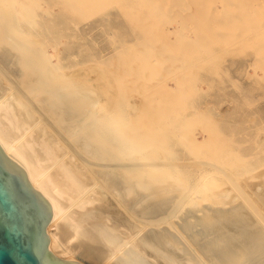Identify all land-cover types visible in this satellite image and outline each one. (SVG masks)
<instances>
[{"label":"bare ground","instance_id":"obj_1","mask_svg":"<svg viewBox=\"0 0 264 264\" xmlns=\"http://www.w3.org/2000/svg\"><path fill=\"white\" fill-rule=\"evenodd\" d=\"M93 17L115 57L80 41ZM254 38L264 0H0V149L50 206L51 260L264 264L257 110L218 113L200 73Z\"/></svg>","mask_w":264,"mask_h":264},{"label":"rangeland","instance_id":"obj_2","mask_svg":"<svg viewBox=\"0 0 264 264\" xmlns=\"http://www.w3.org/2000/svg\"><path fill=\"white\" fill-rule=\"evenodd\" d=\"M216 4H217L216 5L217 8L222 9V5L220 4V2L217 1ZM114 6L118 8V5L114 4L111 6V12L114 14V17L112 16V18L115 19L114 24L119 25V26L126 24V23L129 24L131 22L130 19L128 20V22L125 21L126 17H124L123 14L117 16V14H120V12L115 11L116 8H114ZM112 8L114 9L112 10ZM66 14L69 15L70 13L67 12ZM115 16H117V21H119V23L116 21ZM119 17L121 20L119 19ZM93 18L95 20H93ZM93 18L89 19L88 22L86 21L84 23L86 24L85 26L84 24H81L80 26L81 29L83 27L84 29L82 30L79 29V32L77 33V35L78 37L79 35L80 37H83L84 35L86 37L87 35V38L83 37L85 38V40L81 39L80 41L83 43L85 41V43H89L91 47H95V49L97 48L96 50L98 51L100 50L102 53L100 54V51H99L100 56H102L105 59L115 57L116 53H114L115 51L110 45L107 36L105 35V33H103V27L99 26L104 22L101 23L100 21L99 22L100 24L98 25L97 24L98 18H95V17ZM91 24H93L95 27H93ZM167 25L169 29L174 28L176 30H179L180 28L176 22H173L172 24L171 23L169 24L168 22ZM97 27L98 28L100 27V28L98 29ZM122 28L123 27H121L120 29ZM215 28L218 29V26H215ZM154 29L155 31L153 29L149 30V33H146L144 35L143 41L144 43H148L149 45H151L153 49L155 50V52H157L156 50L159 47L161 48H165V47L162 45L160 41H158L159 38L157 36H154V34L152 33V32H156L158 28H154ZM126 31L129 33L128 30ZM170 36L171 38L174 39L173 34H171ZM251 39H253L252 36H251ZM75 40L76 42H74ZM75 40L72 39L74 44L72 43L73 45H70V47L68 48L69 50L65 52V54L68 56L72 54V60H74L75 55L78 54L77 46L79 44H83L77 39ZM89 40H91L92 42ZM129 40H132V39L129 38ZM248 40L244 39V41H248ZM257 40L253 42L250 41L251 43L248 41L247 42L248 45L244 44L243 40L241 41L238 40V42H231V43H234L235 45L233 44L232 48L229 50L227 49L230 48V45L232 44H229V46L227 44H226L227 46L224 44H219V45L214 46L215 47L214 50H216V54L219 58L215 62H213L211 66H207V67H204V69H201L200 73L201 75L207 76L206 84L208 85V88L210 89L209 93L207 94L208 95L207 100L214 104L216 111L218 113L224 114L226 111H229L235 108H238V109L242 108L243 110L247 111V113H253V111L257 110L256 114H252L251 117L247 118L248 123L245 122L244 126L247 128H252V129L258 128L256 131L258 132V139L264 140L263 139L264 137L263 135L264 134V69H262L264 67L263 66L264 65V50H263L264 41L263 43L259 42L261 43V45H259ZM239 42H243V43H239ZM236 43H239V44H236ZM260 46L263 47V49H260L263 51V52L261 51L262 53L258 50V48H261ZM226 47L228 48L225 50ZM169 51L173 53V55L177 54V52L175 51H171V50ZM106 54L108 56H106ZM170 84L173 85V82H170ZM206 84H203V87L205 89H208L206 88L207 87ZM135 96H138V95L136 94ZM133 101L136 102L137 104H140V100L137 97H134ZM238 131L239 130H236L235 132L238 133ZM261 131H262V134H261Z\"/></svg>","mask_w":264,"mask_h":264},{"label":"water","instance_id":"obj_3","mask_svg":"<svg viewBox=\"0 0 264 264\" xmlns=\"http://www.w3.org/2000/svg\"><path fill=\"white\" fill-rule=\"evenodd\" d=\"M52 211L0 149V264H62L49 258Z\"/></svg>","mask_w":264,"mask_h":264}]
</instances>
